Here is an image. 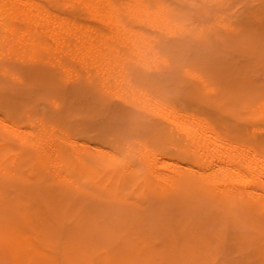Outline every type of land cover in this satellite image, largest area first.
I'll return each mask as SVG.
<instances>
[{"label":"bare ground","instance_id":"obj_1","mask_svg":"<svg viewBox=\"0 0 264 264\" xmlns=\"http://www.w3.org/2000/svg\"><path fill=\"white\" fill-rule=\"evenodd\" d=\"M164 6L0 0V86L22 91L0 95V264H264V146L166 97L165 80L178 91L195 75L182 50L209 35L166 31L185 14ZM241 37L264 65V31ZM215 44L210 54L222 50ZM198 54L205 72L208 55ZM219 61L231 84L246 85L232 97H245L243 72ZM31 100L57 115L37 114ZM92 110L127 136L76 123Z\"/></svg>","mask_w":264,"mask_h":264},{"label":"rangeland","instance_id":"obj_2","mask_svg":"<svg viewBox=\"0 0 264 264\" xmlns=\"http://www.w3.org/2000/svg\"><path fill=\"white\" fill-rule=\"evenodd\" d=\"M151 2L153 5H156L157 7H159V5L161 6V3L164 4L165 8L163 9V7H160L161 10L162 9L165 10L166 8L169 10L171 8V6L169 7V5L171 4L172 8L174 9L175 12H178L180 10L181 13L178 12V14H185V15L179 16V17L182 16V18H181L182 20L179 19L180 23L178 24V22H179V20L177 19L178 16L175 17L176 14L174 13L175 16L172 15V17L173 18L175 17V22L173 24V21H174L173 18H172V23H171V20H169L170 23L167 22L169 24L166 25V26H168L166 29L169 28V30L165 29L166 31H170L173 29L172 30V31H174L173 34L177 33V36L181 34L180 35L181 38H184V37H182V34H184V32H187V30H189V29H190L189 32H191L192 28H193V31L199 30L198 33H197V31L194 32L196 35H199L200 33H202L203 30L205 31V33L207 32V34L209 35V36L203 35L204 38L209 37L207 41L202 37H201L202 38L201 41H199V39H194L195 37L193 39L189 40L187 49L186 50L183 49L182 50L183 52H181L182 57L187 58L190 61H192L193 63H195L192 65L193 70L196 69L195 75L193 74L194 71L190 72V70H189V73L190 74L192 73L193 78L190 77L188 75V73H187V75L189 76L188 78H190L191 81L194 79L195 86L196 85L198 86L197 90L200 91V87H201V91L198 93L196 90H194L195 87L194 88L192 87V89H191V86H194L193 82H191L188 78L185 79L184 78L185 76L182 77V75L185 74L182 71L190 69L189 67L188 68L186 67L185 69L183 68L179 74L180 78L182 77L180 80L181 84H178L179 87L176 86L177 85V81H176V84L174 86V87H177L178 91H176L175 89H172L173 84H174V82L172 84V81H174V79H172V81L169 78L167 80H165V82H164L165 86L166 87L168 86L167 87V94L164 91L166 94V97L169 100H171L172 102H175L176 104L178 103L179 105L185 106L188 109H192V110L195 109V110H199V111L202 110V112H206V114L210 115L211 117L213 116L212 119H215V120L217 119L218 122L221 121L223 126L225 127V129L228 130L231 134L233 133V135H236L240 138L242 137L241 139H244L247 141L254 142V140H255L258 142V144L260 142L261 146H264V144H262V143H264V65H262L260 63L255 65V63L253 62L255 60H253V58H252L253 56L250 57L249 52H247V50L242 49L244 46L245 47L248 46L245 43V42L248 43V41L246 39H244L243 37H241L243 35V33H253L254 32L255 34H257V33H260V31H264V0H208V1L207 0H186V1L185 0H151ZM203 3H204V5H203ZM210 6L214 7L213 8L214 11H213V9L211 11ZM219 7H221V9ZM222 7H223V9H222ZM173 9H172V11H173ZM218 9H219V11H218ZM209 10H210L211 14H210ZM231 10H232V12H231ZM235 12H236V14H235ZM170 13H171V11H170ZM186 13H187V17H186ZM223 13L224 14L226 13L225 14L227 17L226 22L228 24L225 22L226 18L224 19L225 15ZM233 13L235 16L232 15ZM227 15H229L230 17ZM184 17L186 20H188L187 23L184 22V21H186L184 19ZM214 19H216V20H214ZM191 22H192V24H191ZM200 22H201V24H200ZM208 22H209V24H208ZM236 23H237V25H236ZM182 24H184V25H182ZM174 25L176 26V28ZM178 25H180V26H178ZM220 25L222 26V29H220V27H219ZM173 26L175 29L173 28ZM228 26H229V28L225 29ZM160 27H162V26H160ZM170 27H172V29H170ZM177 27H179L178 30L181 28V29H184L185 31H182V30L178 31ZM198 27H200V28H198ZM234 27L237 29H235ZM161 31H163V30H161ZM166 31L162 32V33H164L163 35L165 37L166 36L170 37V34H172V32L171 33L168 32L169 33L168 34ZM221 31H224V34L221 33ZM220 33H221V35H220ZM173 34H172V39L176 38V40H181V39H179L180 38L179 36H178L179 38L177 36H174L175 38H173ZM213 34H214V36H213ZM186 35H184V36H186ZM190 35H191V33H189V37L187 35L188 39L190 38ZM215 37H217V39ZM196 38H197V36H196ZM184 39H186V37ZM169 40H171V37ZM243 40H244L245 45L242 42ZM172 41H175V40H172ZM227 41L228 42L232 41V43L233 44L235 43V45L237 44L235 47H237L239 51L235 47H231V48H229V50L226 49V47L230 46L229 43H228V46L224 45L225 46V48H224L223 43H225ZM220 42L222 43V45L219 44ZM241 42L243 45L242 44L240 45ZM199 43L201 45H195V44H199ZM215 43H217L220 46V48H222V50L220 49L219 53H217L218 51H216L215 54L214 53L210 54V53H212V51H214L211 49L212 48L215 49V47H216V46H214V45H216ZM238 43H239V47H238ZM240 46H242V47H240ZM225 50H227V52ZM209 51H211V52L209 53ZM221 51H222L223 55H222ZM198 52L208 55L207 58L205 57V55L202 56L203 60L205 59V60L209 61L208 62L209 64H207V67L204 66V71L206 73L203 72V69H201V67L198 66L199 64L196 63L199 60L197 55H201V54H198ZM224 53H226V54L224 55ZM199 58L201 59L200 56H199ZM251 60H253V61H251ZM218 61L219 62L223 61L225 63H229V65H230V63L232 65L234 63L233 68H235V69L239 68L243 72V76H244L243 81L245 80L247 85L250 87V92H249L250 94L249 93H243L245 96V97H243L242 95L238 94L239 92H237V94H236L237 98L232 97L235 95L234 93L236 91H238L237 89H239V88L244 89V88H246V85L244 83L241 84L243 81L241 83H238L239 85L241 84L240 87L237 85L236 82H235L236 86L231 84L232 82L230 80L233 81V79L230 78L228 75L222 74V71H220V70L218 71L219 67H221L220 63L217 64ZM250 61H251V63H250ZM210 64H213V66H214L213 69L210 67ZM250 64H252V65L254 64V65L250 66ZM195 66H197V67H195ZM246 66H247V68L245 69ZM241 68L244 70H242ZM217 72H220L221 75L218 74ZM198 73H199V75L201 73V76H203L202 79L199 78ZM207 74H208V76H206ZM205 76H206V78H205ZM209 77L212 81H210V79L208 80ZM188 80H189V83H188ZM186 81H187V84H186ZM190 82L192 85L188 87V85H190ZM216 82H217V84H216ZM182 83H185L184 84L185 87L182 86ZM213 85H214V87H213ZM242 86H243V88H242ZM0 87H1L0 88V95L3 94V91H4V93H6L5 95L3 94V97L17 98L20 96L19 95L20 92H22V91H20V88H18L19 91L17 93L16 92L17 88L14 86L13 87H11V86L7 87V85H1ZM182 87H184V89H185V90L183 89L184 91H182ZM227 87L229 88V90L227 89ZM232 87H235V90L231 89ZM11 88H12V90L10 91ZM15 88H16V90L14 91L15 92L14 93L13 89H15ZM169 88L172 89V91H170ZM214 89H216V91ZM21 90H23V89H21ZM169 91H170V93H169ZM168 93H169V95H168ZM197 93L200 94L199 97H198ZM223 93L225 95V98H223V96H222ZM239 95H240V97H239ZM195 96H197L198 98ZM226 97H229V98H226ZM235 99H236V101H235ZM242 99H243V102H242ZM31 101H33V100H31ZM214 101L216 102V104ZM244 101H245V103H244ZM35 102H36V104H35ZM35 102L34 101L30 102V104H31L32 109L35 112H37V114H40L39 112H41L42 115L45 114V116L48 117L47 115L52 116V112H53L54 115H57L58 109L55 112H54V110H52V112H50V114H49L50 109H48L49 108L48 104H46L45 102L40 101V100L35 101ZM49 104H50V102H49ZM46 106L48 107L47 108L48 110L46 109ZM50 106L53 107L54 104L51 103ZM31 107H29V108L31 109ZM55 108H56V106H55ZM219 111H220V113H219ZM31 112H32V110H31ZM87 112L88 113L92 112L91 114H88V113L86 114V116L88 118L84 115V113H86V112L79 113L78 118L76 115V118H75L77 120L76 123H78V124L81 123V125H82L85 122L84 124L88 125V128L90 127V125L94 126V127H95V124H96V126L100 125L102 127V129H104V131H111V133L112 134L114 133V135L117 137H120L123 135L127 136L128 132L126 133V129L123 128V130L125 131V133H123L121 126H118V124H120V123L117 119H114V118L111 119L110 117L106 116L105 114L102 115L101 113H98V111H97V113H98L97 114L96 110L87 111ZM81 115H83V117L79 118V116H81ZM73 116L75 117V114ZM73 116H71L72 118H70L72 120V122L75 121V120H73L74 119ZM82 118H83V120H85L84 122L80 121V120H82ZM218 118H219V120H218ZM70 119L67 122L70 123L71 122ZM67 120H68V118H67ZM86 120H87V122H86ZM148 120H152V119L149 117ZM103 124H104V126H103ZM100 126H99V129H100ZM97 129H98V127H97ZM97 129H95V130H97ZM138 133L140 134V136H138L139 135ZM156 133H160V132H156ZM135 134L136 135L138 134L136 136L137 138L146 136V135H144L146 133L145 132L141 133V131H137ZM151 134L155 135V133H153V132L148 134L149 137H147V139H149V141H151L153 138L152 137L153 135L151 136ZM161 137H162V135L160 133V134H157V136H154V139L160 140ZM144 138H146V137H144ZM150 138H151V140H150ZM138 140H139V138H138ZM140 141H142V139H140ZM137 144H139V143H137Z\"/></svg>","mask_w":264,"mask_h":264}]
</instances>
